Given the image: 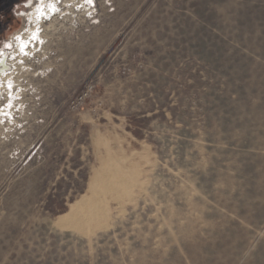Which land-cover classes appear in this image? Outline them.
<instances>
[{"label":"rangeland","instance_id":"obj_1","mask_svg":"<svg viewBox=\"0 0 264 264\" xmlns=\"http://www.w3.org/2000/svg\"><path fill=\"white\" fill-rule=\"evenodd\" d=\"M28 1L0 0V48L40 38L0 75V264H264V0Z\"/></svg>","mask_w":264,"mask_h":264},{"label":"bare ground","instance_id":"obj_2","mask_svg":"<svg viewBox=\"0 0 264 264\" xmlns=\"http://www.w3.org/2000/svg\"><path fill=\"white\" fill-rule=\"evenodd\" d=\"M56 6L57 5H55L54 4V2H52V1H45V0H43L40 4H39V6L38 7H36L35 8V10L33 11V14L34 15H36V16H39L38 14H45V15H49L50 13H52L55 9H56ZM34 26L35 27H32V28H30L29 30H28V32H27V35H29V36H31V44H33V42L34 41H39L40 40V38H39V33H38V28L36 27V23L34 24ZM39 27V26H38ZM40 32V31H39ZM42 36V35H41ZM42 38V37H41ZM26 39V38H25ZM40 42V41H39ZM25 44H26V40H18L17 42H16V45H17V48H18V52H19V50H21L20 48H24V47H22V46H25ZM13 55H15V54H12V57H13ZM4 57H6V55H4ZM8 59V58H7ZM1 60V59H0ZM13 59H10L9 61H7L6 63L2 60V61H0V75H3V74H5L6 73V71L9 69V67H11L12 66V63H13V61H12ZM17 60L18 61H21V57L19 56L18 58H17ZM15 62V61H14ZM6 84H8L7 82H6ZM106 159V158H105ZM107 163H109V162H107ZM106 163V164H107ZM110 165V164H109ZM102 166V165H101ZM111 166V165H110ZM113 168H114V166H112ZM118 168V167H117ZM120 170V169H119ZM115 172H116V170H114ZM113 171V172H114ZM115 172H114V174H115ZM119 172V171H118ZM121 173V172H120ZM119 174V173H118ZM104 175V174H103ZM109 175L111 176V173H109ZM123 175V174H122ZM117 176V175H116ZM119 176H120V174H119ZM122 177V176H121ZM110 178V177H109ZM118 177H116V179H117ZM124 179V178H123ZM96 180V179H95ZM122 180V179H121ZM114 182V181H113ZM121 182V181H120ZM96 183H97V181H96ZM106 183V182H105ZM105 183H104V185H105ZM115 183H117V182H115ZM108 186L106 187V189L107 190H112V189H114V185H111V183H110V185L109 184H107ZM92 186H93V190H94V185L92 184ZM121 186V185H120ZM104 187V186H103ZM104 187V188H105ZM117 187V186H116ZM96 188H97V186H96ZM119 189V188H118ZM117 189V190H118ZM91 190H92V188H91ZM97 190V189H96ZM92 195H93V193H92ZM98 200L97 199H93L92 200V197H89V198H85V197H83V198H81L80 200H78V201H76L74 204H72V206H71V208L68 210V212L66 213V214H64V215H61V216H59L58 218H57V224L58 225H61V223L62 222H64L66 219H70V218H72L75 214H76V212L77 211H79V210H81V209H86L87 208V211L90 213V216L91 215H93V213L94 212H97L96 211V209H97V207H98ZM101 206V205H100Z\"/></svg>","mask_w":264,"mask_h":264},{"label":"flooded vegetation","instance_id":"obj_3","mask_svg":"<svg viewBox=\"0 0 264 264\" xmlns=\"http://www.w3.org/2000/svg\"><path fill=\"white\" fill-rule=\"evenodd\" d=\"M36 1H38V0H36ZM34 2H32V0H29L28 2H26L23 6H24V10H22V12H21V14L22 15H25V10H26V8H27V12L28 13H26V16H27V21H29V13H30V10H31V6H32V4H33ZM35 9H33V11H34ZM31 16V18L33 19V18H35L36 16L33 14V12H32V14H30ZM39 16L41 15V14H38ZM34 20V19H33ZM28 27H26V29H25V31L24 32H22V33H20L18 36H16L9 44H10V49L8 48H5V47H1L0 48V61H4L5 63L7 62V61H9L10 59H14V57L16 58V56L17 55H19V54H23L22 52L20 53V52H18L17 51V46H16V42L18 41V40H24L25 38H27V36H26V34H27V32H28ZM12 53H15V55L12 57ZM4 55H6V57H4ZM8 58V59H7ZM6 72H8V70L6 71Z\"/></svg>","mask_w":264,"mask_h":264},{"label":"built area","instance_id":"obj_4","mask_svg":"<svg viewBox=\"0 0 264 264\" xmlns=\"http://www.w3.org/2000/svg\"><path fill=\"white\" fill-rule=\"evenodd\" d=\"M94 86L90 81L85 82L83 88L75 96L72 101H76L78 104L82 103L92 92Z\"/></svg>","mask_w":264,"mask_h":264}]
</instances>
